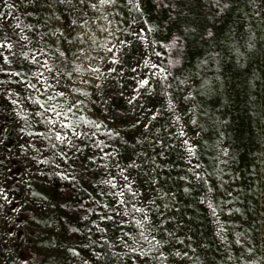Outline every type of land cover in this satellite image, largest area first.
Returning <instances> with one entry per match:
<instances>
[{"label":"rangeland","instance_id":"1","mask_svg":"<svg viewBox=\"0 0 264 264\" xmlns=\"http://www.w3.org/2000/svg\"><path fill=\"white\" fill-rule=\"evenodd\" d=\"M0 1V21L21 38L0 48L16 66L0 84V156L9 159L0 177L1 264L90 263L81 238L64 229L72 198L55 192L77 172L82 120L132 144L99 165L101 179L117 185L105 183L113 209L103 202L101 233L125 228L119 241L149 264L154 251L157 264H264V65L241 74L264 54V0H245L226 36L160 98L161 29L148 0ZM110 85L131 110L124 120L112 115ZM13 161L16 190L7 185Z\"/></svg>","mask_w":264,"mask_h":264},{"label":"trees","instance_id":"2","mask_svg":"<svg viewBox=\"0 0 264 264\" xmlns=\"http://www.w3.org/2000/svg\"><path fill=\"white\" fill-rule=\"evenodd\" d=\"M244 5L245 0L147 1V6L155 13L161 29L155 54L165 70L163 77L155 82L156 96L159 98L164 96L173 79L185 70L198 54L211 42L226 36ZM19 40L21 38L9 31L0 21V43H18ZM255 63L264 65V54L252 56L245 70L241 71L242 76L251 73ZM15 67V64L0 58V84L3 75L12 72ZM261 86V92L264 93V83ZM108 92L113 102L111 107L113 117L126 119L131 112L129 106L124 103L123 97L117 93L113 85L108 87ZM78 130L80 135L75 137L74 142L81 145L82 150L76 152L73 157L77 172H68L55 188L57 196L72 198V203L64 207L65 231L70 235L79 236L82 240L81 249L91 257L89 263L74 256L76 263L149 264L147 258L132 253L128 241L126 245L119 241V237H125L128 233L125 228H117L112 236H106L95 225L105 200L108 202L107 206L113 209L111 201L106 197V185L101 179L99 165L106 152L127 151L132 147L131 142L114 130L97 128L96 124L89 120L80 121ZM124 131L131 137V128H125ZM8 162V158L0 156V177ZM12 164L14 168L8 173L7 185L10 189L16 190L20 172L15 171L16 162L13 161ZM142 179L140 178V181ZM68 218L73 219L76 225L68 222ZM152 257L155 264L162 258L158 251H154Z\"/></svg>","mask_w":264,"mask_h":264},{"label":"snow or ice","instance_id":"3","mask_svg":"<svg viewBox=\"0 0 264 264\" xmlns=\"http://www.w3.org/2000/svg\"><path fill=\"white\" fill-rule=\"evenodd\" d=\"M102 2H108V0H102ZM4 15V13H2V12H0V17H2ZM12 47V45L11 44H4V43H0V48H11ZM0 55H2V53H0ZM25 55H27V54H25ZM62 55H63V53H62ZM4 60L6 61L7 60V57H4ZM33 62L34 63H38V61H36V59H35V57H33ZM50 71H51V69H49ZM17 75H19V73H17ZM148 83V81L147 80H143V81H141V85L143 86V85H146ZM30 87H35V85H29ZM59 96H64V93L63 92H61V93H59ZM49 99H52V97H49ZM41 107H43V105H41ZM52 111H55V109L53 108V109H51ZM72 109H71V107H69V111H71ZM56 115L57 116H60L61 115V113H59V112H57L56 113ZM66 115V114H65ZM62 127H68V125H63L62 124ZM96 127L98 128V127H100V125H96ZM77 136H79L80 135V133H75ZM58 140H61V142H64V137H61L59 134H57V137H56ZM71 142L69 141V144H70ZM185 143H187V141H185ZM189 151H191V148H189ZM198 167V166H197ZM125 180H127V177H125ZM105 183H108V184H110L111 186H112V188H116L117 187V185L114 183V180H109V181H105ZM114 195H117V196H120V197H122L123 196V192L121 191V192H118V193H113ZM119 203H121V204H123L124 203V201L123 200H119L118 201ZM136 211H142L141 209H135ZM109 219H111V217H108Z\"/></svg>","mask_w":264,"mask_h":264}]
</instances>
